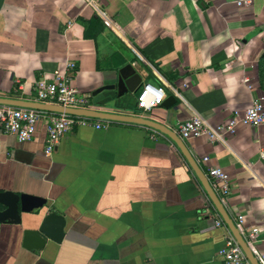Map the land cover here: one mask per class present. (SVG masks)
I'll return each instance as SVG.
<instances>
[{"label":"crops","instance_id":"crops-1","mask_svg":"<svg viewBox=\"0 0 264 264\" xmlns=\"http://www.w3.org/2000/svg\"><path fill=\"white\" fill-rule=\"evenodd\" d=\"M125 66L176 103L142 115L139 89L94 94ZM57 71L95 110L215 127L264 103V0H0V98L30 101ZM150 134L77 127L47 155L44 121L30 141L0 132V191L42 197L66 220L62 242L41 250L22 246L24 226H2L0 264H221L225 231L199 181L170 139ZM182 141L204 175V157L228 174L224 207L264 264V125Z\"/></svg>","mask_w":264,"mask_h":264},{"label":"built area","instance_id":"built-area-1","mask_svg":"<svg viewBox=\"0 0 264 264\" xmlns=\"http://www.w3.org/2000/svg\"><path fill=\"white\" fill-rule=\"evenodd\" d=\"M86 1L88 4L93 5L98 4L100 0ZM252 1L253 0H236V4L246 6L251 4ZM54 74L51 81H47L43 77L34 82L32 88L33 96L30 101L57 105L64 108L93 110L88 97L78 92L73 86L70 78L59 71ZM165 98L166 94L162 88L144 83L140 86L136 95V109L142 115L149 113L161 106ZM41 121L45 123L46 138L44 152L47 155L54 152L60 139L66 133L77 127L106 129L114 123L112 121L95 119L87 116H73L65 113L0 105V132L13 135L19 142L32 140L37 126ZM239 123L250 124L256 127L264 125V103L261 98L255 99L243 112H237L234 118L215 127L206 125L199 117H193L176 124L173 128V132L176 133L181 140H189L202 136L213 138L218 134L233 131L234 127ZM148 129L151 132L149 135L151 139H155L156 136H164L154 129ZM202 162L207 166L205 177L210 187L220 203L225 206L230 191L228 174L221 168L210 165L208 157H204ZM207 204L212 211L215 225L225 231L224 246L218 251L221 264H251L208 197ZM233 222L237 231L249 246V238H253V235L251 232L248 234L246 233L243 217L238 216Z\"/></svg>","mask_w":264,"mask_h":264},{"label":"water","instance_id":"water-1","mask_svg":"<svg viewBox=\"0 0 264 264\" xmlns=\"http://www.w3.org/2000/svg\"><path fill=\"white\" fill-rule=\"evenodd\" d=\"M130 66L121 68L115 83L106 84L97 89L94 94L106 90H115L119 96L126 93H136L142 84L141 77L134 71L128 73ZM176 103L172 95H167L161 107L168 108ZM0 105H8L21 108H30L40 111L65 113L73 116H87L95 119L108 120L118 123L136 124L154 129L174 143L182 156L187 161L199 181L203 191L215 207L226 227L237 240L239 246L251 264H260L253 255L245 239L237 231L232 218L225 207L220 203L204 173L188 151L179 136L168 127L155 121L128 114L111 113L99 110H82L64 108L57 105L43 104L21 99L0 98ZM46 199L28 193H15L13 191H0V228L5 225L24 226L22 229V246L26 249L41 250L47 240L60 243L65 237L66 220L63 215L49 211L45 213ZM44 214V215H43ZM35 216V217H34ZM42 216V217H41Z\"/></svg>","mask_w":264,"mask_h":264},{"label":"trees","instance_id":"trees-1","mask_svg":"<svg viewBox=\"0 0 264 264\" xmlns=\"http://www.w3.org/2000/svg\"><path fill=\"white\" fill-rule=\"evenodd\" d=\"M135 107H136V104H135Z\"/></svg>","mask_w":264,"mask_h":264}]
</instances>
